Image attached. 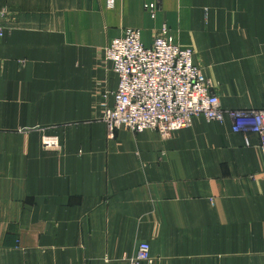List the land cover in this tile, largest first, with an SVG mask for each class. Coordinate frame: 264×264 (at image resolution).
<instances>
[{"label":"crops","instance_id":"0c3cea01","mask_svg":"<svg viewBox=\"0 0 264 264\" xmlns=\"http://www.w3.org/2000/svg\"><path fill=\"white\" fill-rule=\"evenodd\" d=\"M163 27L222 109L264 110V0H0V264H129L141 242L142 264H264L256 135L225 116L108 140L99 120L106 46Z\"/></svg>","mask_w":264,"mask_h":264},{"label":"built area","instance_id":"2783aa9c","mask_svg":"<svg viewBox=\"0 0 264 264\" xmlns=\"http://www.w3.org/2000/svg\"><path fill=\"white\" fill-rule=\"evenodd\" d=\"M113 0H108L111 6ZM152 15L156 6L144 5ZM193 52L174 43L163 27L149 46H145L138 30L127 29L122 37L113 39L104 49L100 61L110 64L117 78L113 104H102L99 120L105 124L108 140L118 130L132 133L155 131L163 139L172 132L188 128L195 118L222 122L225 116L232 121V132L259 138L264 157V110H224L213 86L192 62ZM247 144V143H246ZM45 149L58 148L55 138H43ZM147 242L138 244L129 264L150 262Z\"/></svg>","mask_w":264,"mask_h":264}]
</instances>
